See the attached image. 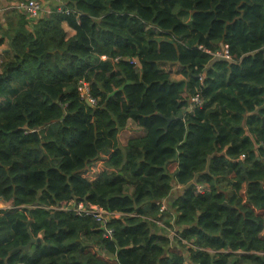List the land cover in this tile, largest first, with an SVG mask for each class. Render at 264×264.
<instances>
[{"label": "trees", "instance_id": "1", "mask_svg": "<svg viewBox=\"0 0 264 264\" xmlns=\"http://www.w3.org/2000/svg\"><path fill=\"white\" fill-rule=\"evenodd\" d=\"M49 8L0 21V264H264V0Z\"/></svg>", "mask_w": 264, "mask_h": 264}, {"label": "built area", "instance_id": "2", "mask_svg": "<svg viewBox=\"0 0 264 264\" xmlns=\"http://www.w3.org/2000/svg\"><path fill=\"white\" fill-rule=\"evenodd\" d=\"M16 4L12 7H9L2 12L16 9L21 14L25 15L27 17V20L30 24L32 22L37 21L42 14H50L51 10L47 7V3L43 0H15ZM56 2H61L62 0H54ZM61 12V9H59ZM214 57L222 58L226 60H230L231 56L228 52V47L225 46L222 50L217 51L215 53H212ZM79 90L81 91V95L83 98H85L90 104H94L95 100L91 98L89 95L90 87L89 84L85 81L80 82ZM192 102L194 104H200V100L198 97H195L192 99ZM244 159L245 156H242ZM202 187H198V191L200 193L203 192ZM13 207V204L10 208ZM161 212H164L167 210V204L165 202H162L160 204ZM56 210L65 211V212H72L74 215L79 217H93L96 222L105 229V232L107 235H111L112 231L107 228L108 223L114 219V218H120L122 215L119 213H113L104 210L103 208L97 206V205H91V204H85L84 202H69V203H62L58 207H54ZM158 224L161 225L160 222ZM175 235V233H174Z\"/></svg>", "mask_w": 264, "mask_h": 264}, {"label": "crops", "instance_id": "3", "mask_svg": "<svg viewBox=\"0 0 264 264\" xmlns=\"http://www.w3.org/2000/svg\"><path fill=\"white\" fill-rule=\"evenodd\" d=\"M15 4H16L15 0H0V21L2 23H5L4 22L5 13L10 11V10L5 11V12H2V11L7 9V8H9V7L14 6ZM50 4H51V0L50 1L47 0V7L48 8L50 7ZM189 20H190V16H189V19H187L186 21H189ZM65 29H66L69 37H72V36L75 35V31L73 29L69 28L67 25L65 26ZM7 51H8V41H6L3 45L0 46V58H1V56H3V58L7 57V60L4 61L3 63H5V62L9 61V59H11V55H7V53H8ZM8 57H10V58H8ZM161 69L164 70L165 72L170 73L171 75H172V72H174L175 70L176 71L178 70V73H177V74H179L178 77H180L181 80L184 79L183 76L181 75V67L179 65L162 64L161 65ZM170 70H172V72ZM130 124H133V123H130ZM4 203L7 204V203H10V202L6 203V202H3V201H0V210H4V209L1 208L2 205H5ZM40 238H41V236H40Z\"/></svg>", "mask_w": 264, "mask_h": 264}, {"label": "rangeland", "instance_id": "4", "mask_svg": "<svg viewBox=\"0 0 264 264\" xmlns=\"http://www.w3.org/2000/svg\"><path fill=\"white\" fill-rule=\"evenodd\" d=\"M43 1H45V3H47V0H43ZM48 1H50V0H48ZM48 13V12H47ZM45 14V12H44V16L46 15H49V14ZM43 15V14H42ZM183 16V18L185 19V20H187V19H189V15L188 14H185V15H182ZM8 58H10V57H8ZM7 60V57H5V58H3V56H1V58H0V71H1V68L3 67V62L4 61H6ZM171 72H172V70H170ZM178 73V70L176 71H174V72H172V76H173V79H175V80H179L180 79V77H178V75L179 74H177ZM181 80V79H180ZM52 129H54V130H56L57 129V125L56 126H54ZM141 133V130H139L138 129V127L136 126V125H134V124H129V126H128V128L126 129V130H123L122 132H121V134H120V140H121V144H126V141L129 139V138H131V137H133V136H138L139 134ZM7 203V202H6ZM5 204V203H4ZM13 203L12 202H10V203H7V204H5V205H2V209H4V210H8V209H10V207H11V205H12ZM158 225H160V224H158ZM162 225V224H161ZM171 235H173L174 236V231L171 233Z\"/></svg>", "mask_w": 264, "mask_h": 264}, {"label": "water", "instance_id": "5", "mask_svg": "<svg viewBox=\"0 0 264 264\" xmlns=\"http://www.w3.org/2000/svg\"><path fill=\"white\" fill-rule=\"evenodd\" d=\"M87 102H88V101H87ZM88 104H90V103L88 102ZM182 117H183V115H181V117H180V118H182ZM172 120H174V118H173V119H171L170 121H172ZM35 242H36V239L32 237V239H31V242H30V245H31V244H33V243H35ZM30 245H28V246L24 247V250L28 251V250H29V248H30Z\"/></svg>", "mask_w": 264, "mask_h": 264}]
</instances>
